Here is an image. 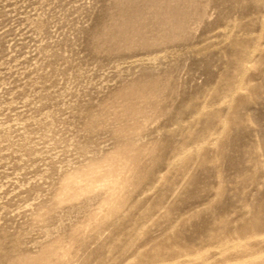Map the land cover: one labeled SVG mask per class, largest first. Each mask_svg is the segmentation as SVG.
I'll return each instance as SVG.
<instances>
[{"label": "rangeland", "instance_id": "rangeland-1", "mask_svg": "<svg viewBox=\"0 0 264 264\" xmlns=\"http://www.w3.org/2000/svg\"><path fill=\"white\" fill-rule=\"evenodd\" d=\"M0 264H264V0H0Z\"/></svg>", "mask_w": 264, "mask_h": 264}]
</instances>
